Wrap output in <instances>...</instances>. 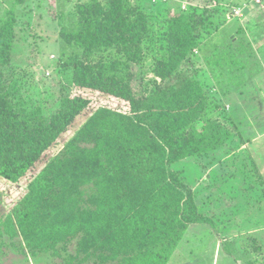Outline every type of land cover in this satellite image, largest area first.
Instances as JSON below:
<instances>
[{"label": "trees", "instance_id": "trees-1", "mask_svg": "<svg viewBox=\"0 0 264 264\" xmlns=\"http://www.w3.org/2000/svg\"><path fill=\"white\" fill-rule=\"evenodd\" d=\"M146 2L139 9L127 0H87L66 23L60 14L62 96L48 115L24 95L9 63L13 15L0 18L1 228L32 255L78 238L79 253L103 264H169L188 226L211 224L170 169L221 142L206 94L194 79L145 99L129 85V64L142 61L154 12ZM166 7L156 10L165 15L160 70L169 73L202 48L205 19L191 7Z\"/></svg>", "mask_w": 264, "mask_h": 264}, {"label": "rangeland", "instance_id": "rangeland-1", "mask_svg": "<svg viewBox=\"0 0 264 264\" xmlns=\"http://www.w3.org/2000/svg\"><path fill=\"white\" fill-rule=\"evenodd\" d=\"M85 1L0 0V18L11 13L15 20L9 63L24 95L47 115L58 108L62 96L60 14L66 23ZM127 1L140 9L149 0ZM189 1L191 9L205 19L198 30L202 48L172 72L160 70L165 48L160 28L165 15L159 10L165 7L156 10L164 4L149 1L146 4L154 12L147 14L144 56L139 64H129V85L136 99L183 79L197 81L209 101L208 120L218 126L221 142L209 154L170 167L192 190L200 213L211 224L188 226L169 264H264V0L260 4L254 0ZM242 3L247 4V12L242 17L229 16ZM165 4V11H181L178 0ZM218 56L224 57L223 64L214 66ZM158 71L163 77L157 76ZM3 202L0 194V264H103L93 255L79 253L78 238L32 255L20 238L4 234Z\"/></svg>", "mask_w": 264, "mask_h": 264}, {"label": "built area", "instance_id": "built-area-1", "mask_svg": "<svg viewBox=\"0 0 264 264\" xmlns=\"http://www.w3.org/2000/svg\"><path fill=\"white\" fill-rule=\"evenodd\" d=\"M151 3L153 4H157V3H167L169 0H149ZM179 3V8L181 11H186L189 7L193 6L192 3L189 0H178ZM255 4H260L261 0H254ZM247 9V4H241L238 7H234L232 8L229 16L232 17H242L244 11ZM196 52V51H195Z\"/></svg>", "mask_w": 264, "mask_h": 264}, {"label": "crops", "instance_id": "crops-1", "mask_svg": "<svg viewBox=\"0 0 264 264\" xmlns=\"http://www.w3.org/2000/svg\"><path fill=\"white\" fill-rule=\"evenodd\" d=\"M158 4V3H157Z\"/></svg>", "mask_w": 264, "mask_h": 264}]
</instances>
